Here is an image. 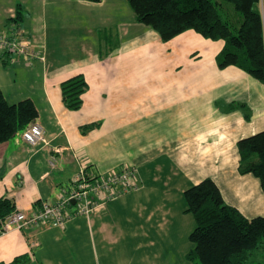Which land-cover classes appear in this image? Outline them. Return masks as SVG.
<instances>
[{"label":"crops","instance_id":"crops-1","mask_svg":"<svg viewBox=\"0 0 264 264\" xmlns=\"http://www.w3.org/2000/svg\"><path fill=\"white\" fill-rule=\"evenodd\" d=\"M27 4L28 0L13 6L10 0L0 3V27H8L12 14L20 15L18 26L12 27L46 59L27 67L16 57L11 63L12 56L0 55V89L5 96L16 84L17 76H5L10 68L22 80L27 76L21 70L36 71L37 83H30L28 91L15 90L5 98L10 104L33 101L46 143L30 147L18 132L0 144V198L14 203V213L29 216L42 204L54 203L82 168L99 175L124 165L134 166L142 183L143 169L148 168L153 180L160 177L166 186L178 179L180 193L210 179L224 203L244 218L264 217V192L257 178L239 173L237 146L241 139L264 131V84L236 67L218 68L216 56L223 42L175 37L164 42L171 55L164 54L173 60L183 59L185 53L187 61L170 69L165 62L150 72L148 59L139 68L132 56L122 64L118 57L103 56L111 10L107 17L98 18L102 1L31 0ZM259 12L264 20L261 4ZM60 35L68 42L59 40ZM188 40L192 44L184 50ZM202 42L208 47L205 57ZM78 75L84 77L87 89L80 110L69 111L63 106L60 85ZM88 125L95 126L82 130ZM124 196L107 202V211L128 205ZM171 202L166 192L150 202L147 224L153 226V221L171 215ZM182 213L188 214L184 209ZM101 217L110 214L102 216L99 211L89 218L75 217L63 230L43 226L8 230L0 235V263L23 256L21 264H87L82 258L73 262V255L91 258L95 250L97 264H102L98 246L93 245V228L100 235L106 233L111 242H118L120 235L107 231L110 225L98 221ZM149 233L144 232L145 237ZM82 237L83 246L78 244ZM56 252L71 256L63 260Z\"/></svg>","mask_w":264,"mask_h":264},{"label":"trees","instance_id":"trees-1","mask_svg":"<svg viewBox=\"0 0 264 264\" xmlns=\"http://www.w3.org/2000/svg\"><path fill=\"white\" fill-rule=\"evenodd\" d=\"M86 1L96 4L102 0ZM126 1L136 23L148 26L162 42L187 30L207 40L222 41L223 47L216 56L218 68L236 67L264 84V20L259 12V5L264 6V0ZM224 2L232 4L241 15L239 21L233 22L222 15L220 10ZM19 18L16 13L8 23L18 26ZM86 89L87 83L82 75L61 83V100L65 109L80 110ZM37 118L38 111L31 99L9 104L0 89V144L36 122ZM94 126L88 125L82 130ZM237 146L239 173L257 178L264 192V131L241 139ZM183 195L187 205L184 213L192 214L195 220V227L188 237L192 248L187 259L191 263L254 264L264 259V217L244 218L235 208L224 203L210 179L191 186ZM14 211L15 205L10 199L0 198V229ZM23 260V256H18L6 264H21Z\"/></svg>","mask_w":264,"mask_h":264},{"label":"rangeland","instance_id":"rangeland-1","mask_svg":"<svg viewBox=\"0 0 264 264\" xmlns=\"http://www.w3.org/2000/svg\"><path fill=\"white\" fill-rule=\"evenodd\" d=\"M10 1V6H13L16 2L25 0ZM4 2L5 0H0V3ZM30 2L31 0H28V4ZM98 7L102 8L96 10V16L98 18H102L103 15L105 16V14L111 10L107 22V30L106 33H104V36L107 37L110 42L108 40L107 43L104 41L102 45L103 56L108 58L118 57L120 64H122L125 61L124 58L129 55L133 57L134 66L139 68L141 66V61L148 59V71L150 72L158 70L165 62L166 68L170 69L176 67L179 63L187 61L185 60V53L183 59L180 57H176L173 60L167 58L164 52L170 54V51L163 48L164 42H161L148 26L136 23L134 13L126 0H102V7ZM220 12L233 22L237 19L239 20L241 17V15L234 10L232 4L227 2L223 3V8ZM7 30L6 27H0V33L5 34ZM183 33L186 34L182 36L177 35L175 37H184V39L185 37H189V39H193L194 37L197 39H205L192 30H187ZM175 37L172 39H178ZM59 40L65 43L68 42L63 35L59 36ZM208 41L212 40L208 39ZM191 44L192 42L190 40L184 42L183 49H188ZM200 47L205 57L208 51L206 43L202 42ZM0 55H2L1 52ZM145 56L146 58H144ZM60 57L64 58L65 54L61 52ZM45 59L44 55V61L39 62L44 63ZM14 62H16L15 56H13L11 63ZM33 64L34 62L29 66ZM30 69H28V71L21 70L22 73L26 72L25 74L27 76L23 80L16 75V72L14 74L12 68L7 71L5 74L7 78H13L15 75L17 76V80L16 84H12L13 87L10 90L5 91L6 98L15 90L26 92L29 90V85L37 83L35 78L36 71H33L34 69L29 71ZM32 72L34 74H32ZM143 76L144 75L140 76V78ZM10 102L11 101H8L9 104ZM123 166L118 167L117 170H112L111 173L122 170L124 168ZM142 174L145 181L142 183L141 179H139L137 183L139 190L131 191L130 194L124 196V198L129 199L128 205L123 207L121 205L115 210L111 208L107 211L108 208L107 206L105 207L107 203L105 205L103 204L104 206H102L100 210L101 215L103 216V214L106 215L109 213L110 218L101 217L98 218V221L102 220L107 223V226L110 225V227H107V231H111L112 233L119 231L120 237L118 242H111L105 237L106 233L105 235H100L96 231V227L93 228V245L98 246V259L100 258L102 264H192L187 259V254L192 248V244L189 242L188 237L195 227V220L192 214L182 213V210H185L187 205L183 195L184 193L177 191L179 180H170L169 185L166 186V182L160 181V177L158 180H153V175H149V168L148 170L143 169ZM163 177L162 175L161 178ZM164 192L168 195V201L172 199L169 208L173 213L158 222L153 221V226H150L147 224L146 220V215L150 208L149 204L150 202L154 203L155 199L160 200ZM126 216H128L129 219L126 218ZM148 231H150V233ZM144 232L147 235L149 233L150 236L145 237ZM153 233L157 236L155 237ZM78 244L82 246L85 244L83 237L78 239ZM56 253L59 254L63 260L71 256L64 253ZM83 256L84 255L79 254L73 255V262H78V259L82 258L83 260H87V264H97L95 250L91 253V258H88L87 255L86 257ZM69 262L70 261L67 260V263Z\"/></svg>","mask_w":264,"mask_h":264},{"label":"built area","instance_id":"built-area-1","mask_svg":"<svg viewBox=\"0 0 264 264\" xmlns=\"http://www.w3.org/2000/svg\"><path fill=\"white\" fill-rule=\"evenodd\" d=\"M12 13V12H11ZM14 18V14L12 17ZM7 32L0 33V52L11 54L26 66L35 60L44 61V55L31 44L23 41V35L8 24ZM20 139L30 147L45 144L44 131L37 122L30 124L19 134ZM138 171L126 166L109 174L93 175L80 169L73 178L70 189H61L57 201L42 204L33 214L27 216L16 212L8 216L1 225L0 235L8 230H23L33 226L64 229L75 217L89 218L101 210L109 201H114L131 191L139 190ZM104 204V205H103Z\"/></svg>","mask_w":264,"mask_h":264}]
</instances>
